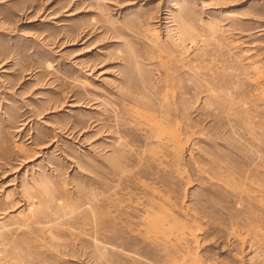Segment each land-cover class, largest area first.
I'll list each match as a JSON object with an SVG mask.
<instances>
[{"label": "rangeland", "instance_id": "rangeland-1", "mask_svg": "<svg viewBox=\"0 0 264 264\" xmlns=\"http://www.w3.org/2000/svg\"><path fill=\"white\" fill-rule=\"evenodd\" d=\"M0 264H264V0H0Z\"/></svg>", "mask_w": 264, "mask_h": 264}]
</instances>
